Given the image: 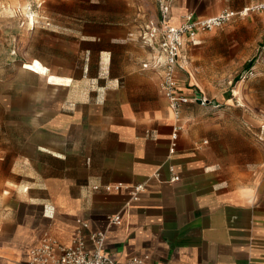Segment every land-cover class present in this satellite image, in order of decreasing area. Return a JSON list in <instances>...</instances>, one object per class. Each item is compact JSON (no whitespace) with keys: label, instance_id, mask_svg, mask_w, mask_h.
<instances>
[{"label":"crops","instance_id":"obj_1","mask_svg":"<svg viewBox=\"0 0 264 264\" xmlns=\"http://www.w3.org/2000/svg\"><path fill=\"white\" fill-rule=\"evenodd\" d=\"M259 1L171 0L170 24H181L188 13L209 16ZM89 2L82 15L54 21L53 31L82 62L75 64L77 77L49 68V84L67 88L58 101L61 142L42 147L49 169L40 173L32 158L0 160V167L7 166L0 169V264H25L46 234L67 246L82 236L91 249L93 231L105 233V250L120 261L147 255L146 264H264L261 99L246 104L236 120L190 101L182 107L183 128L171 152L177 120L161 72L143 66L152 53L135 31L134 0ZM156 10L155 18L158 4ZM236 27L251 26L242 20ZM204 40L201 33L184 46L177 78L185 94L194 92L189 75L196 81L188 68L192 49ZM260 48L247 68L255 70L257 85L264 81ZM173 174L180 178L173 181ZM26 177L30 185L22 189ZM117 184L120 191L105 189ZM140 184L144 189L133 199ZM37 189L41 193L32 196ZM117 214L121 222L113 223Z\"/></svg>","mask_w":264,"mask_h":264},{"label":"rangeland","instance_id":"obj_2","mask_svg":"<svg viewBox=\"0 0 264 264\" xmlns=\"http://www.w3.org/2000/svg\"><path fill=\"white\" fill-rule=\"evenodd\" d=\"M105 1L109 6V0ZM134 2L135 31L141 34L146 22L155 18L157 2ZM92 5L89 0L73 4L65 0H0V160L32 158L38 161L40 173L49 169V152L42 147L61 142L63 117L58 101L67 93V88L49 84V68L57 75L77 77L81 70L75 64L82 62L53 31L54 21L80 16ZM122 7L119 3V11ZM242 20L251 27L236 29ZM242 20L204 32V43L192 49L193 61L188 66L196 78L192 83L189 75L188 86L210 101L202 105L203 111H227L232 120L257 96L264 104V81L257 85L254 76L242 79L263 51L257 48L264 45V15L254 12ZM0 169L6 171V164ZM262 171L264 174V167ZM29 181L21 178V188L29 186ZM40 193V189L32 190L31 195Z\"/></svg>","mask_w":264,"mask_h":264},{"label":"built area","instance_id":"obj_3","mask_svg":"<svg viewBox=\"0 0 264 264\" xmlns=\"http://www.w3.org/2000/svg\"><path fill=\"white\" fill-rule=\"evenodd\" d=\"M159 7V15L150 18L140 37L143 43L150 48L152 57L150 61L143 63L145 68H154L161 72V88L168 100L170 109L177 122L173 126L172 146L173 152L178 139V134L183 128L180 123L182 107L190 101H196L200 105H207L210 101L199 91L193 94H185L181 91L177 78V70L183 66L184 46L187 41L196 40L201 33L224 26L234 17H247L254 12H264V0L245 6L239 10L223 9L220 12L201 16L188 13L179 25L170 24L172 3L171 0H156ZM255 75V70L250 68L242 75V79L250 78ZM173 170V168H171ZM180 178L178 174H173L172 180ZM96 189L99 186H95ZM122 185H107V191H120ZM144 189L142 184L133 187L131 197L138 198L139 192ZM113 223H120L121 216L115 215L111 218ZM78 222L83 227H89V223L82 219ZM90 239L94 244L93 248H88L86 240L79 236L72 246L60 243L58 240L44 235L39 244L29 250V256L25 264H146L149 256H135L126 260L113 258L106 250V235L102 231H93Z\"/></svg>","mask_w":264,"mask_h":264},{"label":"bare ground","instance_id":"obj_4","mask_svg":"<svg viewBox=\"0 0 264 264\" xmlns=\"http://www.w3.org/2000/svg\"><path fill=\"white\" fill-rule=\"evenodd\" d=\"M31 18H32V20H35V17H34V16H32ZM30 21H31V20H30Z\"/></svg>","mask_w":264,"mask_h":264},{"label":"trees","instance_id":"obj_5","mask_svg":"<svg viewBox=\"0 0 264 264\" xmlns=\"http://www.w3.org/2000/svg\"><path fill=\"white\" fill-rule=\"evenodd\" d=\"M252 62V61H251Z\"/></svg>","mask_w":264,"mask_h":264}]
</instances>
